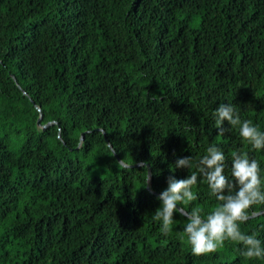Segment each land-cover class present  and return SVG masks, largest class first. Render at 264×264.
<instances>
[{"label": "trees", "instance_id": "16d2710c", "mask_svg": "<svg viewBox=\"0 0 264 264\" xmlns=\"http://www.w3.org/2000/svg\"><path fill=\"white\" fill-rule=\"evenodd\" d=\"M221 103L264 131V0H0V264H264L232 241L193 255L185 216L153 219L209 145L264 179V149L217 136ZM193 192L180 207L219 203ZM259 211L240 227L264 244Z\"/></svg>", "mask_w": 264, "mask_h": 264}, {"label": "clouds", "instance_id": "9594fccd", "mask_svg": "<svg viewBox=\"0 0 264 264\" xmlns=\"http://www.w3.org/2000/svg\"><path fill=\"white\" fill-rule=\"evenodd\" d=\"M214 116L217 136L225 134L224 123L227 122L239 129L240 137L253 149H264V131L251 120H242L234 104L221 103ZM231 156V178L224 174L225 155L216 145H209L206 154L198 161L191 156L179 158L175 167L189 169L190 175L183 179L168 177L167 188L157 196L161 203L153 219L161 222L162 232L167 235L174 223V214L185 216L184 233L193 255L215 253L226 241H232L243 246L240 254L246 259H264V244L257 234H246L240 227L249 220L252 206L264 204V179L260 175V165L246 152L233 151ZM193 168L196 171H191ZM198 176L203 178L210 195L219 202L206 214L199 207L190 211L178 207L197 199L193 188L198 183ZM150 179L147 173L145 188Z\"/></svg>", "mask_w": 264, "mask_h": 264}, {"label": "water", "instance_id": "95a60500", "mask_svg": "<svg viewBox=\"0 0 264 264\" xmlns=\"http://www.w3.org/2000/svg\"><path fill=\"white\" fill-rule=\"evenodd\" d=\"M38 122H39V119L37 120V123H38ZM104 134H105V133H104ZM82 136H83V135H81V139H82ZM117 159H118V161H119L120 163H122L124 166L127 165V164L121 162V160H120L119 158H117ZM137 165H139V163H136V164H134L133 166H137ZM147 173L150 174V170H149V168H148V170H147ZM178 207H180V206H178ZM259 213H262V211L254 212V213L250 214V217L255 216V215L259 214Z\"/></svg>", "mask_w": 264, "mask_h": 264}]
</instances>
